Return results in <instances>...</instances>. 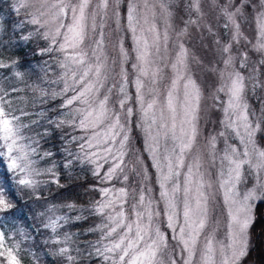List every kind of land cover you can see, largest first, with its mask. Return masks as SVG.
Listing matches in <instances>:
<instances>
[{
    "label": "snow or ice",
    "instance_id": "6c2138e0",
    "mask_svg": "<svg viewBox=\"0 0 264 264\" xmlns=\"http://www.w3.org/2000/svg\"><path fill=\"white\" fill-rule=\"evenodd\" d=\"M12 8L33 26L19 25L13 47L42 41L32 51L44 75L32 87L55 100L49 127L78 151L65 147L57 165L23 134L11 81L25 82L29 64L0 51V210L26 189L63 188L62 169L83 163L93 177L88 199L69 196L42 213L64 264L80 252L68 246L79 233L64 228L80 221L100 264H218V256L236 264L253 202L264 203V0H14ZM217 212L228 244L217 239ZM8 240L0 230V264H22Z\"/></svg>",
    "mask_w": 264,
    "mask_h": 264
},
{
    "label": "clouds",
    "instance_id": "9594fccd",
    "mask_svg": "<svg viewBox=\"0 0 264 264\" xmlns=\"http://www.w3.org/2000/svg\"><path fill=\"white\" fill-rule=\"evenodd\" d=\"M18 15L23 16L22 13ZM28 19V16H24V19L15 24L12 30L6 32L3 18H0V35L6 37V39H0V41H2V44H0V51H3L5 55H12L15 53V60H24L29 64V67L25 68V71L30 75L26 78L25 82L17 83L15 80L11 81L12 84L17 85L20 95L10 97L12 103L9 108L12 113L21 118L20 122L24 126L21 129L23 134L39 139L40 144L37 145V147L53 153L55 162L57 163V160H59V164L57 163V165H60L67 159L64 152L65 147H67L69 151L74 152L78 151V149H73L72 146L67 143V140L61 136L60 140L63 141V143L52 142L56 139L54 133L57 132L54 126L51 128L49 127V120L56 119L53 111L55 100L51 97L46 98L41 96L39 90H34L32 87L34 83L40 82V77L44 75L40 71L39 64L42 61L40 60L38 52H33L31 48L23 49L13 47V45H17L20 42V37L18 35L19 25H25ZM23 34L25 33H20V35ZM32 42L36 46L40 44V40L36 38H34ZM9 48L22 50L19 53L15 51L8 52ZM29 57L34 58V60H30ZM39 113H45V115L41 116ZM33 121H35V123H33ZM45 129H48L50 132L48 137L40 138L36 136V133L42 132ZM41 141L49 147H43ZM2 147L3 144L0 142V148ZM2 154L3 153L0 152V155ZM72 162L75 165L74 156ZM79 165L83 166L84 164L81 163ZM75 166L71 169H63L67 177V182H64L63 188H59L54 184L45 183L41 185L36 192L26 189L20 193L18 202L10 204L5 210H0V230L9 234L8 244L17 248L16 254L21 258L22 264H64V258L56 254V248L59 246L54 247L51 233L44 227L46 216L42 215V213L46 212L47 205L57 202L60 203L65 198L69 197L68 188L70 184H78V182L83 181V176L75 174ZM38 179L46 180L47 177H38ZM62 189L64 191H61ZM241 190L244 191L245 189L242 188ZM41 192L43 193V199L38 200L37 197L40 196ZM79 192L88 195L86 187H79L76 196L79 197L81 203H83L87 199L81 197ZM12 209H15V212H13ZM5 211L8 212V215H5ZM64 214L71 217L73 215H79L80 213L78 210L67 209ZM87 227V223L80 221L78 229L73 226L72 223H69L64 228L65 232L79 233V235L73 236L72 241L68 245L72 249H80L79 253L75 251L72 253V255L76 257L77 264H93V261L99 258L90 253L89 241L92 239L90 237L86 238L88 236V232L86 231ZM20 228L25 230L23 235L17 232V229ZM98 264H100V259Z\"/></svg>",
    "mask_w": 264,
    "mask_h": 264
},
{
    "label": "rangeland",
    "instance_id": "374dc122",
    "mask_svg": "<svg viewBox=\"0 0 264 264\" xmlns=\"http://www.w3.org/2000/svg\"><path fill=\"white\" fill-rule=\"evenodd\" d=\"M13 3H14V0H0V18H3V24L5 25V31H6V32L12 30L15 24L19 23L21 20L24 19V16H22V15H18V14L13 10V8H12V4H13ZM175 23L179 25V23H180L179 17H177ZM25 27H26V29L31 30L33 26L25 24ZM25 34H26V32H25ZM0 39H6V37L0 35ZM40 43H42V41H40ZM31 45H32L33 47H32ZM35 47H36V45H35L33 42H30L29 44L23 46L24 49H29V48L33 49V48H35ZM17 50H18V49H11V48H9V49H8V52H13V51H15V52L17 53ZM197 54H201V53L199 52V50H197ZM29 59H30V60H34V58H31V57H29ZM40 60H41V58H40ZM197 75H200V76H201V83L204 84L206 90L210 91V90H211L210 87H209V85H210V83H211L210 80H209L207 77H204V76H203L202 74H200V73H197ZM16 95H20V94L18 93V94H16ZM54 107H55V106H54ZM53 109H54V108H53ZM209 130H210V129H209ZM76 134H77V133H75V132L72 133V135H76ZM57 163L59 164V161H58V160H57ZM90 167H91L90 165H83V166H81V165H76V166H75V169H74V172H75V174H76L78 171H80V172H87V174H85V176H88V178H89V181H88V182H90V181L93 180V177L91 176V172L88 170V169H90ZM62 171H63V170H62ZM92 182H93V181H92ZM90 183H91V182H90ZM258 201H259V200L254 201V202H253V205H252V207H253V214H254V220H253V222L251 223L249 229L247 230L248 243H247V248H246V250H245V255L242 256V257H239L238 260L236 261V264H238L243 258H246L248 252H249V251L251 250V248L254 246V245H253V240H251V232H250V229L252 228V226L254 225V222H255V210H254V209H255V205H256V203H257ZM57 203H58V202H57ZM217 216L221 219V224H220L219 230H218V232H217V239H218L219 241L223 242L224 244H228V243H230V240H229L228 237H227V229H226L225 226H224L225 223H226V218L223 217V216H220V215H219V212H217ZM95 238H96V237L94 236V237L91 238V239L94 240ZM252 245H253V246H252ZM229 255H230V252H229ZM219 259H220V258H219V256H218V257H217V261H219ZM98 261H99V258H98L96 261H94L95 264H98Z\"/></svg>",
    "mask_w": 264,
    "mask_h": 264
},
{
    "label": "trees",
    "instance_id": "16d2710c",
    "mask_svg": "<svg viewBox=\"0 0 264 264\" xmlns=\"http://www.w3.org/2000/svg\"><path fill=\"white\" fill-rule=\"evenodd\" d=\"M32 46V45H31ZM33 47V46H32ZM24 49V48H23ZM22 49H18L17 53H19ZM57 134V133H56ZM136 133L133 132V135ZM55 135V134H54ZM56 139L53 140V143L59 142V138L55 135ZM43 147H49L48 145H45L43 141H41ZM139 146V145H137ZM54 150V149H53ZM59 161V160H58ZM6 163V162H5ZM63 170V169H62ZM0 171H3L2 168H0ZM64 173V172H63ZM77 175H81L84 177L83 181L78 182V184H70L68 188V194L70 197H76L78 194V189L79 187H87L90 182L88 176H85L87 172H80L78 171L76 173ZM63 182H67V177L66 174L64 175ZM61 191H64L63 189ZM79 195L81 197H84L85 199H88V195L79 192ZM255 222L252 228L250 229L251 232V240H253V247L251 250L248 252L246 258H243L238 264H264V203H261L258 201L255 205ZM80 226V222H76ZM79 226H76L78 229ZM93 238V235L88 234L86 238ZM50 259V258H49ZM96 261V260H94ZM93 261V264L95 262Z\"/></svg>",
    "mask_w": 264,
    "mask_h": 264
},
{
    "label": "bare ground",
    "instance_id": "6f19581e",
    "mask_svg": "<svg viewBox=\"0 0 264 264\" xmlns=\"http://www.w3.org/2000/svg\"><path fill=\"white\" fill-rule=\"evenodd\" d=\"M58 138H59V140H60V133L59 132H57V134L56 133H54ZM60 143H63V141H61L60 140ZM47 148V147H46Z\"/></svg>",
    "mask_w": 264,
    "mask_h": 264
}]
</instances>
